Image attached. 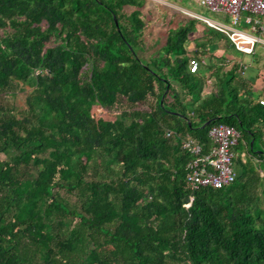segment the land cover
Instances as JSON below:
<instances>
[{
    "label": "trees",
    "instance_id": "obj_1",
    "mask_svg": "<svg viewBox=\"0 0 264 264\" xmlns=\"http://www.w3.org/2000/svg\"><path fill=\"white\" fill-rule=\"evenodd\" d=\"M168 11L0 0V264H264V107L207 55L228 40ZM217 124L234 181L193 191L181 141Z\"/></svg>",
    "mask_w": 264,
    "mask_h": 264
},
{
    "label": "built area",
    "instance_id": "obj_2",
    "mask_svg": "<svg viewBox=\"0 0 264 264\" xmlns=\"http://www.w3.org/2000/svg\"><path fill=\"white\" fill-rule=\"evenodd\" d=\"M193 1L210 13L227 17L229 25L226 26L205 17L191 15L187 11H182V13L222 34L236 52L249 55L256 45L264 47V0ZM240 19L247 26L246 30L236 29L240 24ZM196 69L197 62L189 61V73H194ZM206 84L209 85V81H206ZM257 103L264 107L263 100H258ZM168 135L169 133H166L165 136L168 137ZM206 136L209 141V148L205 153H203L201 146L189 137L181 141L180 145V149L191 157L184 181L193 191L201 188L221 189L232 184L235 178L231 168L232 160L236 154L231 149L236 145L239 138L237 131L231 127L217 124L207 130ZM189 202L183 207L187 208Z\"/></svg>",
    "mask_w": 264,
    "mask_h": 264
},
{
    "label": "rangeland",
    "instance_id": "obj_3",
    "mask_svg": "<svg viewBox=\"0 0 264 264\" xmlns=\"http://www.w3.org/2000/svg\"><path fill=\"white\" fill-rule=\"evenodd\" d=\"M146 2L150 3V4H153V5H159L161 7H165V9L169 10L168 12L170 14H173V15H178V17H181L182 19H193L191 18L190 16H185L182 11H187L189 14L193 15V14H196V15H199V16H202V17H205L209 20H212V21H215V22H219V23H222L224 25H229V20L227 17H222L220 14H214V13H210L208 11H206L205 9L201 8L200 6H198L193 0H145ZM147 5H145V10L147 9ZM150 14L152 15L153 17V20L152 21H160L161 17H158L157 18V13L155 12V10H153L152 8L150 9H147ZM166 17H172L170 15H166ZM164 18V17H163ZM195 20V19H194ZM158 26H160V23H158ZM196 31H193L191 34L188 35V41H189V47H193L192 46V41L195 37H199L201 35V25H197L196 26ZM194 29V30H195ZM236 29L238 30H246L247 29V26L244 25L242 22H241V19H240V24L236 27ZM155 29H153V31H155ZM209 49V50H208ZM214 50L213 47H209L207 48V51L209 53H212ZM264 50V47L261 46V45H256L255 46V56L253 58H256L257 54L259 53H262ZM207 52V53H208ZM223 52H224V55H231V56H235V57H238L239 59H242V57L233 52L232 50H230L228 47L226 48H223ZM208 53V54H209ZM210 57H214V56H210ZM217 57V56H215ZM216 59L219 60V57H217ZM224 59V58H223ZM217 61V60H216ZM220 62V61H218ZM204 63H206V59H204ZM217 63V62H216ZM220 64H224L225 67L223 69V71L227 70L228 67L230 66V64L226 63V62H223L222 60V63ZM29 92V89H27L26 87L23 89V92H18L16 95H15V100H14V103L18 106V107H21L22 104H23V99H24V95ZM232 171L235 172L236 170V167L234 165H232ZM257 169L259 171H261L262 173L264 172V162H261L258 164V167ZM260 175V174H259ZM260 177V176H259Z\"/></svg>",
    "mask_w": 264,
    "mask_h": 264
},
{
    "label": "crops",
    "instance_id": "obj_4",
    "mask_svg": "<svg viewBox=\"0 0 264 264\" xmlns=\"http://www.w3.org/2000/svg\"><path fill=\"white\" fill-rule=\"evenodd\" d=\"M194 15H196V14H194ZM197 16H199V15H197ZM222 17H224V16H222ZM196 26L194 27V29L196 28ZM194 29H193V31H196V29L195 30ZM194 39H197V37H195ZM223 44H224L223 42H219V44L214 48V50H212L213 51L212 53H209L207 51L209 53V54L207 53V55L219 57V60L216 59L217 57H215L213 59L214 63L217 62L220 64V63H222V60H223V62H226L230 65L232 64V65L239 66L241 68V76L243 77V79L252 83V90L254 91V95L257 97V100H263L264 101V50L262 53L257 54L256 58H253L255 56V52H256L255 48L253 49L252 53L249 55H242L240 53H237L242 57V59H239L238 57H235V56L224 55L223 47H222ZM192 46L193 47H191V48L189 47V44L187 46V50L191 54L193 53V50H194L193 43H192ZM224 46H226V45H224ZM228 48L230 49L231 47L228 46ZM200 60H201V62L204 63V58H202ZM218 61H220V62H218ZM209 84H210V82H209ZM240 156H242V157H240ZM238 157L243 161V154L242 153L239 154ZM258 173L260 174L259 175L260 177H264V172L262 173L261 171L258 170Z\"/></svg>",
    "mask_w": 264,
    "mask_h": 264
}]
</instances>
